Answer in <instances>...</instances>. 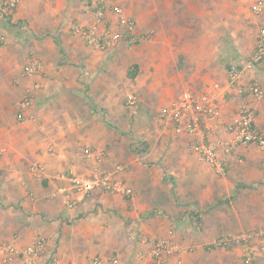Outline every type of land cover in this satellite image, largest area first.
Listing matches in <instances>:
<instances>
[{
	"label": "crops",
	"instance_id": "0c3cea01",
	"mask_svg": "<svg viewBox=\"0 0 264 264\" xmlns=\"http://www.w3.org/2000/svg\"><path fill=\"white\" fill-rule=\"evenodd\" d=\"M99 2L22 0L0 22V243L23 250L46 237L35 264H52L53 256L63 263L157 264L146 238L162 237L181 247L164 264H243L241 246L213 243L264 226V148L237 143L228 154L223 144L233 141L228 124L246 99L240 86L257 81L264 89V61L236 83L225 62L246 60L264 14H252V0H110L137 33L151 36L137 44L123 38L102 51L73 29L94 22ZM118 26L112 8L98 32ZM31 56L43 67L29 78ZM35 83L40 88L19 120L18 102ZM185 89L218 97L222 115L209 121L210 140L220 143L225 175L199 159L193 137L176 134L159 116L135 127L134 138L128 134L129 94L134 106L165 107ZM251 104L264 131V97ZM88 147L103 152L101 159L88 156ZM117 165L123 169L114 177L133 188L132 197L95 190L73 194L77 202L68 207L59 189L70 187L71 172L89 177ZM263 247L254 241L253 264H264ZM5 257L0 252V264H23L20 255Z\"/></svg>",
	"mask_w": 264,
	"mask_h": 264
},
{
	"label": "built area",
	"instance_id": "2783aa9c",
	"mask_svg": "<svg viewBox=\"0 0 264 264\" xmlns=\"http://www.w3.org/2000/svg\"><path fill=\"white\" fill-rule=\"evenodd\" d=\"M22 0H2L0 1V22L12 17ZM114 9L118 15V29L112 30L106 27L101 33L98 32L101 24L106 22L107 12ZM251 12L255 17L264 14V0H252ZM135 22L126 14L125 9L118 4L113 5L110 0H100L96 11L94 22L88 26H82L77 23L73 25L76 32H80L86 41L99 50H109L116 48L123 38H126L130 44L140 43L150 38L151 33L139 34L135 30ZM6 41V36L0 28V44ZM264 61V26L259 30L256 45L249 56L242 64H231L228 68V77L231 83H236L245 72L254 71ZM43 64L36 56H31L25 65L24 75L26 77H34L42 70ZM40 88L38 83L18 102L17 117L24 120L27 109L33 104L34 92ZM241 95H245L246 99L240 108L239 113L234 116L228 124V130L234 134L233 141L223 144L225 153H231L235 144H256L264 148V131L257 127L255 123L256 109L252 106L251 101L260 100L264 97V89L257 81L250 84L241 85L239 88ZM127 103L134 105L136 97L129 94ZM222 110L218 105V97L215 93L209 91H195L185 89L178 98L169 105L163 107L159 117L166 121L167 125H172L176 134H188L193 137V149L198 154L201 161L210 164L218 175H225V160L220 157V143L210 140L211 128L209 121L219 118ZM85 153L90 157L100 160L103 152L97 151L91 147L86 148ZM41 169L39 163L31 166V171L37 173ZM123 169L122 165H117L114 171L104 173L96 172L92 176L82 177L71 172L67 179L70 182L69 188H60V193L66 197L68 207H73L77 199L73 194L86 197L91 195L95 190H102L125 197H132L133 188L125 182L114 177L115 172ZM256 239H262L264 242V226L252 230H246L232 236H225L214 241V247L228 248L232 246H241L243 253V264H253L252 247ZM152 241L151 256L157 264H164L166 255H171L177 251H181V247L177 246L168 238H146ZM48 246L46 237H39L33 244L23 250H19L9 243H0V252L5 253V262H11L15 255L22 256L23 264H35L37 258L42 255ZM264 248V247H263ZM112 262H116V258H111ZM52 264H76L63 263L57 257L50 259ZM95 264H103L101 258L94 260Z\"/></svg>",
	"mask_w": 264,
	"mask_h": 264
},
{
	"label": "rangeland",
	"instance_id": "374dc122",
	"mask_svg": "<svg viewBox=\"0 0 264 264\" xmlns=\"http://www.w3.org/2000/svg\"><path fill=\"white\" fill-rule=\"evenodd\" d=\"M226 28H229L228 25L226 26ZM225 64L227 66V73H228V68L233 63H230L229 61H227L225 62ZM132 106L133 107H130L129 113H128V116L130 119L128 134L129 136L134 138L135 136L134 133L136 131L135 127H139L143 123L149 124L150 121L151 123L158 122L159 121L158 116L160 115V111L164 106L162 107L158 102H156L155 105H152L151 108L148 106L144 107V104L142 103H139L137 106H134V105ZM135 113H138L137 115H140V119H142L143 122L142 121H139L138 123L135 122V120L137 119V116H135Z\"/></svg>",
	"mask_w": 264,
	"mask_h": 264
}]
</instances>
